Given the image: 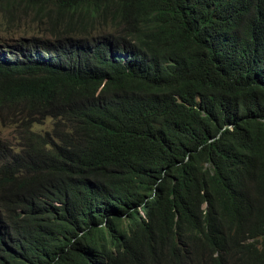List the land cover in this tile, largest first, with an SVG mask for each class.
I'll return each mask as SVG.
<instances>
[{"label":"trees","instance_id":"trees-1","mask_svg":"<svg viewBox=\"0 0 264 264\" xmlns=\"http://www.w3.org/2000/svg\"><path fill=\"white\" fill-rule=\"evenodd\" d=\"M0 19V264H264V0Z\"/></svg>","mask_w":264,"mask_h":264},{"label":"rangeland","instance_id":"rangeland-1","mask_svg":"<svg viewBox=\"0 0 264 264\" xmlns=\"http://www.w3.org/2000/svg\"><path fill=\"white\" fill-rule=\"evenodd\" d=\"M1 20V19H0ZM19 27H22V26H20V25H18V24H14V25H10V28H13L12 30H14L15 32H19V31H21V29H17V28H19ZM49 127V122H48V120H46L45 121V123H43V124H40L39 126H38V128H42V129H47ZM8 132V129L7 128H1L0 127V133L2 134V135H5L6 133ZM8 138H10V135H8ZM112 246V245H111ZM112 248V251L113 252H116V247L115 246H112L111 247Z\"/></svg>","mask_w":264,"mask_h":264}]
</instances>
